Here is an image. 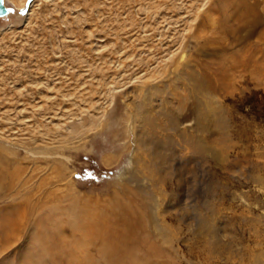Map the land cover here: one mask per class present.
Masks as SVG:
<instances>
[{
    "label": "rangeland",
    "instance_id": "1",
    "mask_svg": "<svg viewBox=\"0 0 264 264\" xmlns=\"http://www.w3.org/2000/svg\"><path fill=\"white\" fill-rule=\"evenodd\" d=\"M5 5L0 264H264V0Z\"/></svg>",
    "mask_w": 264,
    "mask_h": 264
},
{
    "label": "bare ground",
    "instance_id": "2",
    "mask_svg": "<svg viewBox=\"0 0 264 264\" xmlns=\"http://www.w3.org/2000/svg\"><path fill=\"white\" fill-rule=\"evenodd\" d=\"M4 4H5V0H4ZM223 118V117H222ZM145 125V124H144ZM150 125V124H149ZM147 137V136H146ZM145 136H142V137H140L139 139H138V145H140V147H142L143 149H145L146 151H148V153H149V155H150V157H152V159H153V161L156 163V164H158V165H160V164H162V163H164L165 161H166V159L163 157V154H162V150H164L165 148H163V147H161V146H159V145H157L156 143H154V141H151V140H148L147 138H146ZM167 142H169V141H167ZM160 145H162V144H160ZM167 147L169 148V149H171V147H172V143H171V141L167 144ZM198 148V147H197ZM196 152H200V153H202V149L201 150H197ZM205 154V153H204ZM160 170V169H159ZM203 216V215H202ZM205 226H206V224H205ZM209 228V227H208ZM212 230H214V228H211ZM88 231H90L92 234H93V236H95L96 238H100L101 236H100V233H98V231H97V229H96V227H94V226H91L89 229H88ZM215 231V230H214ZM101 232H102V230H101ZM88 233V232H87ZM215 234V233H214ZM91 235V234H90ZM88 237V236H87ZM214 238L216 239V244L218 245V247L221 245V243L219 242V239H218V237L216 236V235H214ZM114 243H113V241H111V243H109V245H111L112 247H109V245L107 244V245H105L106 247H104L103 249H102V254H111V253H115V252H118L119 251V247H117V246H115V244L113 245ZM115 246V247H114ZM126 249V250H125ZM133 250V248H130V247H124V249H123V252L124 253H126V252H128V253H126L127 255H129V254H133L134 252L132 251ZM120 252V251H119ZM237 256L239 257L238 258V260H240L239 262L240 263H243L245 260H244V258H243V256L242 255H240V253H238L237 254ZM232 257V256H231Z\"/></svg>",
    "mask_w": 264,
    "mask_h": 264
},
{
    "label": "water",
    "instance_id": "3",
    "mask_svg": "<svg viewBox=\"0 0 264 264\" xmlns=\"http://www.w3.org/2000/svg\"><path fill=\"white\" fill-rule=\"evenodd\" d=\"M8 8L6 7V5L3 3L2 6H0V17H3L5 15L8 14Z\"/></svg>",
    "mask_w": 264,
    "mask_h": 264
},
{
    "label": "snow or ice",
    "instance_id": "4",
    "mask_svg": "<svg viewBox=\"0 0 264 264\" xmlns=\"http://www.w3.org/2000/svg\"><path fill=\"white\" fill-rule=\"evenodd\" d=\"M3 3H4V0H0V6H2ZM29 3H32V0H29ZM8 11H11V9H8ZM88 175L91 176V173H89Z\"/></svg>",
    "mask_w": 264,
    "mask_h": 264
}]
</instances>
